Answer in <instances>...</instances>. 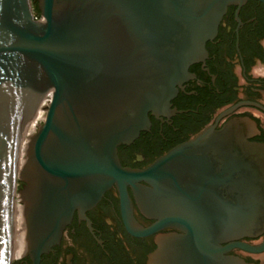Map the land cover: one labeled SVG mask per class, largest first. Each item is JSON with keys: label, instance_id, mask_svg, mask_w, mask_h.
<instances>
[{"label": "water", "instance_id": "1", "mask_svg": "<svg viewBox=\"0 0 264 264\" xmlns=\"http://www.w3.org/2000/svg\"><path fill=\"white\" fill-rule=\"evenodd\" d=\"M245 1L0 0V264H41L75 212L91 226L86 212L114 186L128 233L175 230L158 235L148 264H245L226 253L264 249L240 241L264 233V143L249 140L251 119L146 169L118 157L169 105L229 5Z\"/></svg>", "mask_w": 264, "mask_h": 264}, {"label": "flooded vegetation", "instance_id": "2", "mask_svg": "<svg viewBox=\"0 0 264 264\" xmlns=\"http://www.w3.org/2000/svg\"><path fill=\"white\" fill-rule=\"evenodd\" d=\"M205 49L176 86L166 109L149 113V129L132 143L118 147L124 167L146 169L175 147L208 129L220 130L234 118L254 121L257 129L249 140L264 143V0L229 5L216 36L207 41ZM128 190L136 221L143 227L153 224L155 220L141 212L134 192ZM86 216L91 226L75 212L61 242L43 255L41 264H148L158 235L175 232L166 229L146 237L128 233L116 186ZM240 241L261 248L264 233ZM226 256L238 257L245 264H264V249H233ZM20 264H31L30 257Z\"/></svg>", "mask_w": 264, "mask_h": 264}, {"label": "bare ground", "instance_id": "3", "mask_svg": "<svg viewBox=\"0 0 264 264\" xmlns=\"http://www.w3.org/2000/svg\"><path fill=\"white\" fill-rule=\"evenodd\" d=\"M45 114H46L45 110L42 109V110L37 114V116L35 117V119L32 121L30 127L28 128V131L26 132V136H25V139H24V141H23V145H24V143H25L27 137L33 134L32 132L35 130V128H36V126H37V123H39L40 120H42V119L45 118ZM23 145H22V149H23Z\"/></svg>", "mask_w": 264, "mask_h": 264}, {"label": "rangeland", "instance_id": "4", "mask_svg": "<svg viewBox=\"0 0 264 264\" xmlns=\"http://www.w3.org/2000/svg\"><path fill=\"white\" fill-rule=\"evenodd\" d=\"M45 118H46V114H45ZM45 118H44V119H42V120H40V121H39V123H40V124H43V122H44ZM38 127H39V126L37 125V126H36V128H35V130H34L32 133H35V132H37V130H38Z\"/></svg>", "mask_w": 264, "mask_h": 264}, {"label": "trees", "instance_id": "5", "mask_svg": "<svg viewBox=\"0 0 264 264\" xmlns=\"http://www.w3.org/2000/svg\"><path fill=\"white\" fill-rule=\"evenodd\" d=\"M38 12V11H37Z\"/></svg>", "mask_w": 264, "mask_h": 264}]
</instances>
